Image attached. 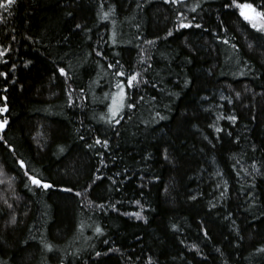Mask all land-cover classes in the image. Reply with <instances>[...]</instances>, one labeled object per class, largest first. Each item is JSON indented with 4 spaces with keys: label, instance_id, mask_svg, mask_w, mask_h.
Masks as SVG:
<instances>
[{
    "label": "trees",
    "instance_id": "obj_1",
    "mask_svg": "<svg viewBox=\"0 0 264 264\" xmlns=\"http://www.w3.org/2000/svg\"><path fill=\"white\" fill-rule=\"evenodd\" d=\"M196 2L14 0L0 9V106L7 97L9 108L0 116L9 121L0 132V260L264 264V33L225 7L232 0L189 11ZM237 2L264 10V0ZM180 13L203 27L177 31ZM120 65L142 82L125 86L136 106L109 124L115 84L126 85L114 75ZM210 103L236 122L217 132ZM25 170L54 187L36 188ZM220 178L227 189L215 203Z\"/></svg>",
    "mask_w": 264,
    "mask_h": 264
},
{
    "label": "snow or ice",
    "instance_id": "obj_2",
    "mask_svg": "<svg viewBox=\"0 0 264 264\" xmlns=\"http://www.w3.org/2000/svg\"><path fill=\"white\" fill-rule=\"evenodd\" d=\"M164 3L171 4V5H181V4H185L186 0H164ZM13 4H14V0H0V9H4L5 11H7ZM139 6L140 5H138V7ZM198 7H200L199 0H197V2L194 4V6L190 7L189 11L196 12ZM225 7L226 8L227 7H235L237 9H239L240 17H242V19L245 22H247L251 26V28H253L257 32L264 33V10H259V6L256 5L254 2H252V3H238L237 0H232L231 5L225 4ZM113 11H114V9H110L109 12H105L104 13V19H108L109 15H111ZM177 19H178V27L176 29L177 31H179L181 29H191V28H202L203 27V25H201L200 23L193 24V22L189 21L188 17L185 16L183 13H180L179 16L177 17ZM193 19H195V17H193ZM76 27L80 28L81 25L77 24ZM172 35H173V31L169 30L167 33V36L171 37ZM147 43L153 44L155 42L154 41H147ZM222 43L228 44L229 41L223 40ZM233 47H235V46H233ZM4 55H5V52L0 51V57H3ZM97 55H100V53L98 52ZM119 64H120V62L116 61L115 64H108V68L109 69L116 68V66ZM149 67H151V65H149ZM56 71L59 73L60 76H63L65 78V80L70 79L68 73L66 72V70L63 67H58L56 69ZM145 71H146V69H145ZM114 75L116 77H126V85H125L124 80H117V82L115 84L117 91L115 93L111 94V101L112 102L108 106L109 118L106 122L109 124H112L113 122H115L116 124L120 123V119H117V117L120 116V113L125 108V106L128 109H133L136 106V104L134 102H129V97L125 91V86H127V88H129V89H132L133 87L139 85L142 82L140 80L141 73L134 72L133 74L128 75L123 71L122 65H120V68L117 69V71H115ZM0 76H4L5 78H7V74L3 73V72H0ZM143 82L146 83V81H143ZM107 96H108V94H106L105 98H107ZM237 98H239V93H237ZM2 99H3L4 103L2 106H0V116H3L5 113L9 112V108H8L7 103H6L7 97H3ZM224 118L225 117H218V119H224ZM102 119H103V117H102ZM160 119H164V117L161 116ZM226 119L235 123L237 120V117L236 116H227ZM8 123H9V121L7 119L0 120V132L4 131V129H5L6 125H8ZM215 130L217 132L223 131V129H221L219 127H216ZM229 135H230V133H229ZM0 139H2V137H0ZM81 139H83V137H81ZM94 143H95V145H101L102 147H107V145H108L107 140L101 141L98 138L95 139ZM89 147H92V145H89ZM10 150H12V149H10ZM61 151H63V149H61ZM164 159L166 161H168L169 163H171L167 149H164ZM18 163H19V166L21 169H26V165H25V162L23 160H19ZM24 175L27 177L28 181H30L31 185L35 186L38 189L48 190V189H51L54 187L53 184L47 182L46 180H42L38 176L30 175L27 170H25ZM0 182H2V181H0ZM93 183H95V181H93ZM26 187H27V185H26ZM62 190L65 192H71L72 191L71 188H64ZM76 195L80 196L81 193H76ZM193 199H195V197H193ZM8 207L11 208L12 205L9 204ZM99 207H103V205H99ZM134 215L138 219L142 218V217H140L139 213H135ZM9 223L13 226L16 225L17 220H16V217L14 215L11 217ZM95 232L101 233V228L96 227ZM207 235H208V233L205 231V236L207 237ZM44 248L47 251H52V246L49 244H44ZM260 251L262 253H264V249H260ZM96 255L100 256L101 254L99 252H97ZM0 264H6V262L0 260ZM149 264H151V261L149 262Z\"/></svg>",
    "mask_w": 264,
    "mask_h": 264
},
{
    "label": "rangeland",
    "instance_id": "obj_3",
    "mask_svg": "<svg viewBox=\"0 0 264 264\" xmlns=\"http://www.w3.org/2000/svg\"><path fill=\"white\" fill-rule=\"evenodd\" d=\"M219 100L221 102L224 101V98L222 95H218ZM211 108H214L215 110L218 109L217 111H220L217 113V122H216V127L218 126V123H221L223 120H227L223 112L221 111V108L223 107L222 104L219 103H210ZM218 117H225L224 119H218ZM217 185L214 186V195L216 197L215 203H217L221 198H223L224 193L226 192V184L223 181V179H219L216 183ZM219 196V198H218Z\"/></svg>",
    "mask_w": 264,
    "mask_h": 264
},
{
    "label": "water",
    "instance_id": "obj_4",
    "mask_svg": "<svg viewBox=\"0 0 264 264\" xmlns=\"http://www.w3.org/2000/svg\"><path fill=\"white\" fill-rule=\"evenodd\" d=\"M5 129H6V127H5ZM5 129H4V130H5Z\"/></svg>",
    "mask_w": 264,
    "mask_h": 264
}]
</instances>
